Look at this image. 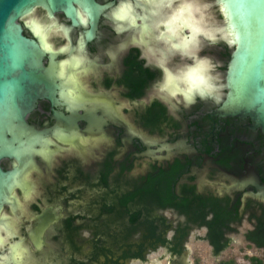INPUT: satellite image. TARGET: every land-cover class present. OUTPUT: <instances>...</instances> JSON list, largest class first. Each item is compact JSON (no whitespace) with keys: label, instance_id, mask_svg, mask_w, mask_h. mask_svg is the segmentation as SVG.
<instances>
[{"label":"flooded vegetation","instance_id":"obj_1","mask_svg":"<svg viewBox=\"0 0 264 264\" xmlns=\"http://www.w3.org/2000/svg\"><path fill=\"white\" fill-rule=\"evenodd\" d=\"M95 2V24L79 5L18 19L75 94L26 114L38 135L0 210V264H264V132L220 109L221 3Z\"/></svg>","mask_w":264,"mask_h":264},{"label":"water","instance_id":"obj_2","mask_svg":"<svg viewBox=\"0 0 264 264\" xmlns=\"http://www.w3.org/2000/svg\"><path fill=\"white\" fill-rule=\"evenodd\" d=\"M233 47L221 106L264 132V0H217ZM75 5L97 22L95 0H0V210L22 167L30 162L37 131L25 117L37 99L72 104L75 79L22 32L18 19L40 6L73 21ZM35 136V137H34Z\"/></svg>","mask_w":264,"mask_h":264},{"label":"clouds","instance_id":"obj_3","mask_svg":"<svg viewBox=\"0 0 264 264\" xmlns=\"http://www.w3.org/2000/svg\"><path fill=\"white\" fill-rule=\"evenodd\" d=\"M200 83L203 84L209 90H211L212 85L208 82L206 78H201ZM201 95H203V93H201Z\"/></svg>","mask_w":264,"mask_h":264},{"label":"bare ground","instance_id":"obj_4","mask_svg":"<svg viewBox=\"0 0 264 264\" xmlns=\"http://www.w3.org/2000/svg\"><path fill=\"white\" fill-rule=\"evenodd\" d=\"M185 15V14H184ZM191 23V22H190ZM225 34V33H224ZM223 35V34H222ZM227 35V37H228V39H226L227 41H228V43H229V41H232L231 39H230V37H229V34H226ZM225 38V37H224Z\"/></svg>","mask_w":264,"mask_h":264},{"label":"rangeland","instance_id":"obj_5","mask_svg":"<svg viewBox=\"0 0 264 264\" xmlns=\"http://www.w3.org/2000/svg\"><path fill=\"white\" fill-rule=\"evenodd\" d=\"M207 13H208V14H211V13H209V12H207ZM189 242L191 243V237H190V241H189ZM194 246H196V245L193 244L192 247H194Z\"/></svg>","mask_w":264,"mask_h":264},{"label":"trees","instance_id":"obj_6","mask_svg":"<svg viewBox=\"0 0 264 264\" xmlns=\"http://www.w3.org/2000/svg\"><path fill=\"white\" fill-rule=\"evenodd\" d=\"M257 264H261V260H259V262Z\"/></svg>","mask_w":264,"mask_h":264}]
</instances>
